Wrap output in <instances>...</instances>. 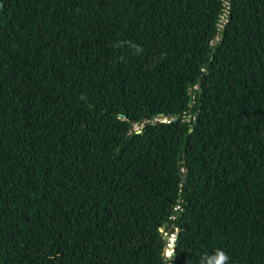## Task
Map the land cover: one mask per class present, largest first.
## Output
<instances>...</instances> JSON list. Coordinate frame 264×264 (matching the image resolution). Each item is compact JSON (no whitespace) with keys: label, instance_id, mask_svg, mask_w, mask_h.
Wrapping results in <instances>:
<instances>
[{"label":"trees","instance_id":"1","mask_svg":"<svg viewBox=\"0 0 264 264\" xmlns=\"http://www.w3.org/2000/svg\"><path fill=\"white\" fill-rule=\"evenodd\" d=\"M167 230L264 264V0H0V264H167Z\"/></svg>","mask_w":264,"mask_h":264},{"label":"rangeland","instance_id":"2","mask_svg":"<svg viewBox=\"0 0 264 264\" xmlns=\"http://www.w3.org/2000/svg\"><path fill=\"white\" fill-rule=\"evenodd\" d=\"M162 119L161 118H155L153 121H161ZM143 122H141V123H137V124H133L132 126H131V130L132 131H140L141 129H142V127H143ZM166 233H167V235H164L163 237L166 239L167 238V240L166 241H168V242H170L171 243V241H172V239H173V236H174V234H169V230H167L166 231ZM166 264V263H165ZM167 264H169V263H167Z\"/></svg>","mask_w":264,"mask_h":264},{"label":"water","instance_id":"3","mask_svg":"<svg viewBox=\"0 0 264 264\" xmlns=\"http://www.w3.org/2000/svg\"><path fill=\"white\" fill-rule=\"evenodd\" d=\"M148 122H145L144 125H147ZM190 131V129L188 130V132ZM139 132V131H137ZM174 241H175V236L173 237L172 239V243H171V246L170 247H167L169 252H168V256L166 258L167 262L170 264V262L172 261L173 259V251H172V247H173V244H174ZM169 253H171L172 255H169ZM163 257L165 256V250L162 251V254H161Z\"/></svg>","mask_w":264,"mask_h":264},{"label":"built area","instance_id":"4","mask_svg":"<svg viewBox=\"0 0 264 264\" xmlns=\"http://www.w3.org/2000/svg\"><path fill=\"white\" fill-rule=\"evenodd\" d=\"M171 243H172V241H171ZM171 243L170 242H168L167 241V243H166V247H165V256H164V258H167V256H168V252H169V250H168V248L167 247H170L171 246Z\"/></svg>","mask_w":264,"mask_h":264},{"label":"clouds","instance_id":"5","mask_svg":"<svg viewBox=\"0 0 264 264\" xmlns=\"http://www.w3.org/2000/svg\"><path fill=\"white\" fill-rule=\"evenodd\" d=\"M224 259L225 258L223 257V255H221L219 261L217 262V264H223Z\"/></svg>","mask_w":264,"mask_h":264},{"label":"snow or ice","instance_id":"6","mask_svg":"<svg viewBox=\"0 0 264 264\" xmlns=\"http://www.w3.org/2000/svg\"><path fill=\"white\" fill-rule=\"evenodd\" d=\"M169 255H172L171 253H169Z\"/></svg>","mask_w":264,"mask_h":264}]
</instances>
